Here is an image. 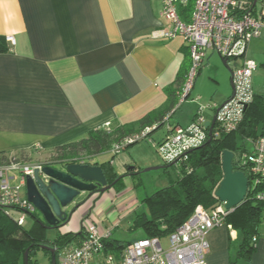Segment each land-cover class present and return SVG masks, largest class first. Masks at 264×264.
<instances>
[{
  "label": "crops",
  "instance_id": "crops-1",
  "mask_svg": "<svg viewBox=\"0 0 264 264\" xmlns=\"http://www.w3.org/2000/svg\"><path fill=\"white\" fill-rule=\"evenodd\" d=\"M188 4L181 11L186 20ZM162 10L163 0H0V37L16 40L14 46L6 40L0 51V152L27 150L32 164H42L47 160L33 161L35 154L48 151L50 158L57 147L91 130L135 122L163 106L189 51L181 36L160 37L171 29ZM263 36L264 29L251 43L264 42ZM125 183L121 192L83 195L67 209L71 216L60 227L68 241L64 248L80 244L89 215L103 231H112L110 240L130 242L117 230L128 221L131 231L144 211V196ZM260 232L250 260L237 264H264V225ZM207 239L208 264H230L238 232L225 225Z\"/></svg>",
  "mask_w": 264,
  "mask_h": 264
},
{
  "label": "built area",
  "instance_id": "built-area-1",
  "mask_svg": "<svg viewBox=\"0 0 264 264\" xmlns=\"http://www.w3.org/2000/svg\"><path fill=\"white\" fill-rule=\"evenodd\" d=\"M187 4L188 0H163L162 17L170 23L171 29L162 30L160 37L170 40L181 36L188 45L190 68L181 93L182 100L190 95L194 78L204 63L208 50L217 52L227 62L235 61L232 66L233 96L223 106H211L217 115L213 134L219 136L239 127L247 107L254 100L253 72L257 65L245 55L251 41L262 34L264 9L256 15L242 0H195L190 18L186 20L181 11ZM6 40L12 46L16 44L13 36ZM212 118H207L199 109L196 119L189 126L184 128L169 125L167 138L155 144L165 162L185 160L188 153L202 146L210 138L205 123ZM165 121L169 122L170 116ZM109 127L110 123H107L106 128ZM151 130L152 128H148L127 137L117 143L112 151L120 153L128 144L149 137ZM252 142L254 150L244 151L237 161L240 167L253 176L255 185L259 187L258 197L264 201V136ZM36 167H40V164L21 161L0 165V208L23 212L24 215L18 218L20 224L25 223V215L37 211L26 194L22 195L26 178L33 175ZM13 171H18L21 176L19 186L12 184ZM230 211L224 203L213 209L198 205L193 214L167 237L137 239L128 242L119 251L107 250L112 231H103L89 215L82 221L83 238L80 244L74 248L61 249L58 252V264H208V233L220 226L231 228L226 223V216ZM165 238L167 245L164 244Z\"/></svg>",
  "mask_w": 264,
  "mask_h": 264
},
{
  "label": "trees",
  "instance_id": "trees-1",
  "mask_svg": "<svg viewBox=\"0 0 264 264\" xmlns=\"http://www.w3.org/2000/svg\"><path fill=\"white\" fill-rule=\"evenodd\" d=\"M189 1L188 7L191 11L195 0ZM5 42L6 39L0 37V51L6 50ZM189 68L190 58L186 57L175 81L166 89L167 100L163 106L150 111L138 121L124 123L114 128L91 130L85 137L57 147L55 156L67 163L87 162L86 160L94 156L112 151L117 143L148 128H152L148 133V136H151L164 126L165 118L176 109L187 81ZM196 116L197 113L192 122ZM262 136H264V95L255 94L254 100L245 111L244 120L236 130L223 132L219 136L212 134V139L208 138L202 146L188 153L187 159L177 163H166L164 168L176 166L179 178L170 185L147 194L142 200L146 210L136 214L131 231L140 230L141 238H164L185 222L198 205H203L207 209L218 206L221 202L215 193L224 178L223 152L225 150L235 152L244 147L241 143L247 140L256 141ZM135 143L128 144L125 148ZM81 154H87L88 157H80ZM12 161L31 162L30 152L27 150H21L16 154L0 152V165ZM44 163H52V160ZM110 165L111 162L101 164L110 183L118 179L113 185L118 192L126 189V177L138 176L141 173L137 167L133 173L126 171L123 175H118ZM234 165L236 170L246 173L250 186L244 201L226 216V223L231 226L230 230L237 231L240 239L236 255L230 260V264H237L239 260H250L257 248L260 228L264 225V201L258 197L259 187L255 185L253 176L238 165V161L234 160ZM31 215L34 223L28 228L20 224L18 218L8 210L0 208V264H21L27 252L31 264L32 256L37 249H41L38 245L40 243H55L59 247L61 245L59 251L68 244L65 240L67 236L59 232L54 239H48L45 233L48 229L43 224L41 213L37 210ZM79 235H75L73 239ZM124 247L125 244L119 241L107 242V250L110 251H119ZM44 251L50 257V252Z\"/></svg>",
  "mask_w": 264,
  "mask_h": 264
},
{
  "label": "rangeland",
  "instance_id": "rangeland-1",
  "mask_svg": "<svg viewBox=\"0 0 264 264\" xmlns=\"http://www.w3.org/2000/svg\"><path fill=\"white\" fill-rule=\"evenodd\" d=\"M262 9H264V0H259L255 10L260 13ZM180 39L182 38L179 37L178 40ZM254 43V41L251 43L247 57L248 59L254 60L258 67L253 72L254 92L258 95H264V42L258 43L257 41L256 44ZM186 46L188 45L186 44ZM234 63L235 61L230 60L228 65H226L224 59L217 52L208 50L205 63L202 64L194 78L190 95L186 99H181L179 101L174 112L170 114L171 117L169 122L165 121L164 126L155 131L151 136L144 138L128 148H124L120 153L114 154L113 151L104 152L95 156L94 160L112 162V167H114L115 171L120 175H123L130 166L135 165L138 167L139 172H141L138 176H128L125 179L127 183L133 184L138 189L139 197L142 198V196H144L143 199L147 194H152L156 190L175 182L179 178L178 169L176 166L164 168L167 164L155 144L167 138L169 135V125L174 126L178 124L184 128L189 126L199 109L203 111L207 118L213 117L214 110L211 106L214 104H223L233 94L230 69ZM241 144H243L244 147L234 152L236 161L239 160L244 151H253L255 147L251 140H247ZM55 154L57 153L55 152ZM48 156V151L41 153L40 155L35 154L33 156V161L38 159H46L48 161L57 158L55 155L46 158ZM80 157L87 158L88 155L81 154ZM58 159L59 158L55 160ZM28 163L32 164L31 162ZM152 167L159 168L156 170L145 171V169ZM11 176L13 177L12 184L14 186H19L21 184V176L19 172L13 171ZM22 191L25 192V189L23 188ZM143 207L145 210V205ZM8 212L17 218L24 215L23 212H20L17 209H9ZM126 222L117 230V234L121 233L123 236L122 238L127 241L141 239V231H128L127 228L130 225H126ZM33 223L34 218L32 215H25L24 225L29 228ZM221 230L224 229L221 228ZM45 233L48 239H53L57 236L58 230L48 229ZM164 244L167 245L166 238L164 239ZM21 264H25L24 259ZM31 264H51V260L44 250L37 249L32 256Z\"/></svg>",
  "mask_w": 264,
  "mask_h": 264
},
{
  "label": "water",
  "instance_id": "water-1",
  "mask_svg": "<svg viewBox=\"0 0 264 264\" xmlns=\"http://www.w3.org/2000/svg\"><path fill=\"white\" fill-rule=\"evenodd\" d=\"M258 1L253 0L251 10L256 9ZM224 63L228 65L226 60H224ZM230 71L234 93L232 68ZM226 102L220 106H223ZM216 120L217 115L214 114L212 120L205 123V127L209 130L210 140L212 139ZM234 160V152L230 150L223 152L224 178L215 193V196L221 203H224L227 210H234L244 201L250 185L246 173L235 169ZM158 168H147L145 171ZM136 170L137 167L134 165L128 167L127 172L133 173ZM117 181L118 179L113 183H109L103 167L99 164L74 162L64 164L63 167H55L51 163H42L40 167L34 169L33 175H28L26 178V198L41 213L44 226L47 229H57L60 233V227L68 223L71 216L67 211L70 206L86 193H105L109 191ZM38 245L41 249L50 252L51 264H58L57 252L59 247L55 243L45 242ZM24 262L29 264L28 252L25 255Z\"/></svg>",
  "mask_w": 264,
  "mask_h": 264
},
{
  "label": "flooded vegetation",
  "instance_id": "flooded-vegetation-1",
  "mask_svg": "<svg viewBox=\"0 0 264 264\" xmlns=\"http://www.w3.org/2000/svg\"><path fill=\"white\" fill-rule=\"evenodd\" d=\"M244 3H245V5H246V7H248V8H251L252 7V3H253V0H242ZM255 11V10H254ZM115 154V153H114ZM95 157V156H94ZM94 157H92V159H88V160H86L89 164H99V165H101L102 163H99V162H96L95 160H94ZM55 159H57V158H54V159H52V163H51V165H53V166H55V167H63V165L64 164H67V162L65 161V160H62V159H58V160H55ZM48 161H50V160H48ZM75 162V161H74ZM74 162H71V163H74ZM87 162H81L80 161V163H87ZM96 162V163H95ZM76 163H79V162H76ZM105 163V162H104ZM111 167H112V162H111V165H110ZM110 183V182H109ZM97 193H100V192H94L93 194H97ZM93 194H88V193H86V194H84V199H87L88 197V199H90L91 198V196L93 195ZM61 224H63V223H61ZM63 226V225H62ZM59 247V246H58ZM60 247H61V245H60ZM59 247V248H60ZM59 251V250H58Z\"/></svg>",
  "mask_w": 264,
  "mask_h": 264
}]
</instances>
